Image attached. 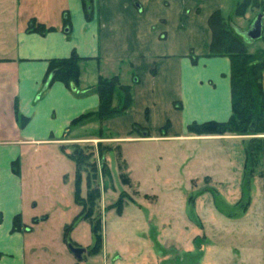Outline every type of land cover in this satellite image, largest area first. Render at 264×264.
I'll use <instances>...</instances> for the list:
<instances>
[{"label": "crops", "instance_id": "obj_1", "mask_svg": "<svg viewBox=\"0 0 264 264\" xmlns=\"http://www.w3.org/2000/svg\"><path fill=\"white\" fill-rule=\"evenodd\" d=\"M89 1L90 19L85 15L84 0H0V264H78L69 244L75 248L83 246L77 241L76 245L72 241L66 243L63 238V229L82 212L75 202L76 178L71 206L65 207L71 223L65 222L59 233L49 230L48 214L40 218L34 212L36 196L34 192L30 194L27 182L33 184L39 180L36 176L43 172L44 166L55 165L58 156L55 150L87 143L84 133L98 121L76 127L71 124L99 109L100 98L95 88L100 78L117 76L122 85L132 87L134 105L121 117L135 110L141 122L130 121L125 132L132 136L133 127L139 125L143 128L140 132H148L149 136L138 135L130 141L177 136L245 144L244 163L232 159L233 147L226 149L230 168L235 166L228 180L236 184L235 191L226 193L228 204L239 207L243 198L246 148L250 140L245 142L237 135L190 136L188 131L193 123H225L232 115L230 60L207 56L212 38L208 20L216 10H223L222 0ZM67 18L69 28L64 25ZM32 20L55 30L44 35L28 31ZM73 51L83 58L77 88H69L62 82L47 86L49 61L69 58ZM262 84L264 90V72ZM115 104H118L116 99ZM172 116L181 121V133L175 131ZM154 118L162 122L160 127L150 125L155 129L151 134L148 123ZM113 120L103 122L104 127L111 126ZM167 123L170 126L166 134L162 130ZM100 130L93 131L94 138L102 136ZM112 134L119 139L127 137L116 131ZM258 138L264 139V134ZM74 168L76 176V165ZM261 171L256 169L253 175L256 183L261 181L257 207L254 209V199L250 196L246 204L240 205L241 217L236 218L249 225L244 227L250 233L242 237L246 242L241 256L247 261L249 255L253 264L264 263V158ZM46 178H54L53 173ZM208 178L219 183L215 175ZM44 182L48 183V179ZM62 195L65 194L55 192L52 196L61 200ZM87 195L88 190L86 194L81 190L83 198ZM101 195L100 212L112 210L103 201L104 193ZM218 213L226 218L229 214L225 215L227 210H214V221L208 222L210 214L202 217L203 228L194 234H203L206 239L212 237L216 216L221 217ZM17 216L21 228L13 231ZM83 220L78 219L70 235ZM102 236L100 252L104 264H109L110 249L104 232ZM251 236L255 237V246L247 238Z\"/></svg>", "mask_w": 264, "mask_h": 264}, {"label": "rangeland", "instance_id": "obj_2", "mask_svg": "<svg viewBox=\"0 0 264 264\" xmlns=\"http://www.w3.org/2000/svg\"><path fill=\"white\" fill-rule=\"evenodd\" d=\"M238 1L240 0H222V11L248 42L245 32L251 28L253 21L260 15L261 9L250 8L244 16L237 17L235 9ZM247 48L249 53L255 54L258 50L264 49V43L260 39L248 42ZM118 99L116 96L117 102ZM139 118L140 116L134 110L132 114L115 118L109 127H104L103 123L96 122L94 126L87 128V133H84V136L88 137L87 143L82 147L80 145L85 155V165L81 167L82 193L86 194L87 190L104 193L103 201H106L107 207L113 206L114 203L120 201L121 196L123 197L120 214L116 208L100 212L101 194L99 199L92 201L94 205L91 209L94 216H100L103 219L104 230L102 233L104 232L110 249L108 263L253 264L249 255L246 257L247 261H244L245 258L241 256V249L245 247L246 242V238L242 237H246V233H250L245 230V228H249V225L242 224L243 221L238 222L240 220L236 218L241 217L240 205L246 204L250 196H253L254 199V209L257 207L256 203L259 199L257 193H259L258 188L261 187V181L256 183L255 175L250 181L249 188L245 187L244 182L243 198L239 207L230 206L226 198L227 191L236 189V184H231L228 180L230 179L229 173L235 166L230 168L226 149L233 147L232 159L235 163L239 161L244 163L245 144L240 142L239 145H236L234 142L205 141L177 136L163 140L130 141L132 138L139 137V132L128 136L125 132L126 125L130 121L141 122ZM170 120L175 131L181 133V121L176 116H172ZM161 122L162 120L159 122L157 118L150 120L148 126L151 134L155 129H152L150 125L160 127ZM99 128H101L102 136L94 138L96 136L93 131ZM113 131L127 137L119 139L115 134H112ZM162 131L166 134L169 133V130L163 129ZM177 133L174 134L178 135ZM237 136L247 142L246 140H256L260 135L242 134ZM75 146L65 148L64 152L55 150V154L58 155L57 158H55L56 155L54 157L57 159L55 165L50 163L49 166H44L43 172H39L36 176L39 180H33V184L30 181L27 182V188L30 186V194L34 192L36 196L37 208L34 212L40 218L48 214L49 230L53 229L52 231L58 233L63 229L65 222L71 223L66 208L71 206L69 203L72 202L73 182L76 176L74 173L75 162L68 158V154H75L73 150ZM252 147L255 152L254 159L248 166L255 165L262 173L263 155L261 150L263 142H255ZM102 166L107 168L106 174H104ZM96 169H98V175ZM52 173L54 178H46L48 174L51 177ZM214 175L217 177L215 180L219 183H214L212 178H208V176L214 177ZM44 179L46 181L48 179V183L44 182ZM55 192L65 195L61 196V200L54 199L52 195ZM112 203L113 205H111ZM228 206L233 208L228 209ZM214 210L216 212L227 210L225 215L229 214L227 218L226 216L224 218L218 213L221 217L216 216L218 219L216 218L217 223H214L215 227L211 230L212 237L206 239L203 234L200 236H197L199 233L194 234L203 228L202 217H208L210 214L208 222L214 221ZM70 236H72V240L69 241H72V244L76 245L77 241L84 249L94 244L92 224L89 220H83L78 225V229ZM247 238H250V245L255 246V237ZM69 252L71 251L69 250ZM118 256L121 259L117 260ZM82 257L83 260L76 259L78 264L105 263L102 252L92 254L87 251ZM255 264L262 263L257 261Z\"/></svg>", "mask_w": 264, "mask_h": 264}, {"label": "trees", "instance_id": "obj_3", "mask_svg": "<svg viewBox=\"0 0 264 264\" xmlns=\"http://www.w3.org/2000/svg\"><path fill=\"white\" fill-rule=\"evenodd\" d=\"M85 15L87 19L91 18L90 1L84 0ZM261 9L260 14L264 19V0H242L235 9V15L242 17L249 9ZM65 27L69 28L68 18L64 21ZM208 25L212 33L210 49L208 57H227L231 63V106L232 115L228 122H206L203 124L193 123L188 127L191 134L196 135H225V134H264V90H263V72H264V49L258 50L255 54L248 52V42L244 39L241 33L232 25L231 20L227 19L222 10H216L210 16ZM54 28H47L45 25L32 20L29 24L28 31L38 32L42 35L54 31ZM260 40L264 43V25L263 33ZM80 58L75 51L72 52L69 58L53 59L49 61L48 71L45 77V84L52 85L54 82H62L67 87L77 88L80 77ZM195 62V61H194ZM96 93L100 98V106L96 112L84 114L75 119L71 127H76L89 121H105L121 117L125 115L134 105V97L132 87L122 85L119 77L100 78L95 88ZM116 96H118V104H115ZM170 126L167 123L165 130ZM139 132V135L148 137V132L141 133L143 128L135 125L131 134ZM164 133V132H163ZM263 142L262 155L264 158V139L256 138L250 140L246 148V160L244 167V182L245 187H250V181L256 172L255 165L248 166L254 159L253 143ZM65 148H62L64 152ZM75 154H68V158L75 162L76 183H75V202L82 207V212L70 225L65 227L64 241L70 243V233L74 229L78 219L89 220L92 224V232L94 236V244L88 249V252L95 254L102 249V218L95 217L91 209L94 205L93 200L99 199V191H88L86 198L81 196V167L85 165V155L80 146L73 148ZM16 170V163L13 164ZM104 174L107 168L102 166ZM98 175V169H96ZM98 178V176H96ZM123 197L110 208H116L119 214L123 207ZM21 228L20 216L14 219L13 231ZM1 257V255H0Z\"/></svg>", "mask_w": 264, "mask_h": 264}, {"label": "water", "instance_id": "obj_4", "mask_svg": "<svg viewBox=\"0 0 264 264\" xmlns=\"http://www.w3.org/2000/svg\"><path fill=\"white\" fill-rule=\"evenodd\" d=\"M263 33V15L260 14L253 21L251 28L245 32V37L248 42H255L262 37ZM70 250L73 252L74 256L78 260H82V255L86 253L84 248H75L72 245H69Z\"/></svg>", "mask_w": 264, "mask_h": 264}]
</instances>
